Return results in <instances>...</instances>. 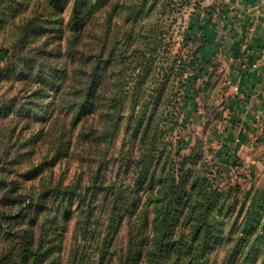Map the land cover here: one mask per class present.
<instances>
[{"label": "rangeland", "instance_id": "374dc122", "mask_svg": "<svg viewBox=\"0 0 264 264\" xmlns=\"http://www.w3.org/2000/svg\"><path fill=\"white\" fill-rule=\"evenodd\" d=\"M122 1L137 3L140 0H112L106 9L97 11L94 28L81 38L77 37L74 46H71V42L67 44L71 36L69 4L53 3L51 0H0V50L7 51L0 60V264H18L17 257L13 255L20 244L21 230L28 226L27 217H23L26 202L23 205L12 203L4 194L36 196L57 184L66 186L79 180L83 185L88 167L94 165L100 156L114 158L125 125L122 122L116 139L101 143L105 126L106 86L108 84L110 89L114 74L122 66L118 65V59L112 57L108 61L112 67L109 75L101 68L97 77L95 104L89 112H82L84 117L79 115L76 119L69 113L73 103L67 94L58 100L55 116H51L50 108L47 109V120L41 115L23 117L13 112L10 107L27 96L29 92L25 89L30 85L34 87V82L18 79L16 69L11 66L18 68L24 63L28 73L21 76L27 77L36 71V62L44 60L58 68L65 67L69 75H73L71 70L81 66L79 56L90 54L92 46V52H96L103 41L111 44L117 38L122 43L116 44L114 52L118 49L126 51V70L123 74L127 90L124 117H127V99L133 79L128 63L133 54L140 56V53H134L133 46L123 40L124 31L129 27L124 22L125 13L114 7ZM146 2V7L151 8L143 17L144 30L149 28V34H157L155 40L158 41L150 63L153 68L145 72L142 90L147 96L151 95L152 90L164 80L170 87L168 105L162 110L160 122L164 133L160 148L171 151L172 158H179L174 156L173 149L178 142L188 143V147L181 150V155H187L197 147L214 183L220 188L238 185L239 200L248 190L262 189L264 109L258 110L253 105L257 102L255 99L238 97L239 91L233 89L238 82V71H243L245 67H242L238 57L231 54L226 44L230 28L240 27L239 20L231 19L233 23L228 24L226 30L221 28L219 21L216 30H211L218 20L217 13L234 3L230 0ZM195 2L198 4L196 7ZM45 8L49 12L39 20ZM41 42L44 45L39 52L37 46ZM145 48L147 54L149 50ZM179 60L184 66H192V69L190 67L184 74L180 72L177 67ZM191 71L199 75L189 83L185 78ZM50 95L49 90L43 91L40 100L43 108L49 105ZM168 112L172 113V118L175 115L178 122L185 114L188 120L186 129L170 123ZM90 127L93 128L94 139L84 135L90 132ZM99 144H104V147H99ZM74 220L72 218L68 231L57 241V251L48 262L41 264H68L69 252L75 245L81 251L78 254L82 259L80 264H96L93 251L92 260L88 257L93 248L91 238L84 241L79 234L72 237ZM257 255L258 264H264V246Z\"/></svg>", "mask_w": 264, "mask_h": 264}, {"label": "trees", "instance_id": "16d2710c", "mask_svg": "<svg viewBox=\"0 0 264 264\" xmlns=\"http://www.w3.org/2000/svg\"><path fill=\"white\" fill-rule=\"evenodd\" d=\"M51 1L69 4L71 36L67 44L71 42V46L77 37L94 28L97 11L106 9L112 2ZM118 3L114 7L125 13L124 22L129 27L124 31L123 40L133 46L134 53H140V56L133 54L128 63L133 79L127 117H124L127 90L123 74L126 51L114 52L116 44L122 43L117 38L111 44L103 41L96 52H92V46L87 56L80 54L81 66L71 70L73 75L65 67L58 68L44 60L36 62V71L27 77L21 76L28 73L24 63L18 68L11 66L16 69L18 79L34 82V87L25 89L29 92L27 96L10 107L13 112L23 117L41 115L47 120V109L55 116L58 100L67 94L73 103L69 113L76 119L95 104L101 68L109 75L112 67L108 61L112 57L118 59V65L122 66L114 74L110 89L107 84L104 94L106 110L101 143L116 139L125 122L114 158L100 156L88 167L83 185L79 180L66 186L57 184L36 196L4 194L12 203L26 202L23 217H27L28 226L21 230L20 244L13 257H17L18 264L48 262L57 251V241L68 231V224L74 218L71 235L79 234L84 241L91 238L93 248L88 257L92 260L93 251L96 264H258L257 252L264 246V187L246 191L239 200L238 185L220 188L214 183L197 147L181 155L188 143L178 142L173 149L174 156L179 158H172L171 151L160 148V141L164 140L160 122L162 110L168 105L170 87L164 80L151 95L142 90L143 76L153 68L150 63L158 41L157 34H149V28L144 30L143 17L151 7H146V0ZM194 5L198 6L196 2ZM223 10L224 7L217 14L221 15ZM48 12L45 8L38 19L42 20ZM43 45L41 42L37 46L39 52ZM145 47L149 50L147 54ZM0 51L2 60L7 51ZM177 67L183 74L192 69L181 60ZM191 72L185 78L189 83L199 75ZM44 90L52 94L48 96L47 108L40 103ZM168 113L170 123L186 129L185 114L178 122L175 115L172 118V113ZM89 129L84 135L94 139L93 128ZM80 252L75 245L69 252L68 264L82 263Z\"/></svg>", "mask_w": 264, "mask_h": 264}, {"label": "crops", "instance_id": "0c3cea01", "mask_svg": "<svg viewBox=\"0 0 264 264\" xmlns=\"http://www.w3.org/2000/svg\"><path fill=\"white\" fill-rule=\"evenodd\" d=\"M211 30H216L219 21L221 28L227 29L231 19L239 20L238 29L230 28L226 42L231 54L243 63V71H238L239 96L246 100L255 99L254 107L264 109V61L252 68L254 60L264 51V0H230ZM246 104V103H245Z\"/></svg>", "mask_w": 264, "mask_h": 264}, {"label": "built area", "instance_id": "2783aa9c", "mask_svg": "<svg viewBox=\"0 0 264 264\" xmlns=\"http://www.w3.org/2000/svg\"><path fill=\"white\" fill-rule=\"evenodd\" d=\"M264 61V51H262L258 57L254 60L253 64H252V68L258 67L259 65L262 64V62ZM192 72H189L188 75H191ZM187 76V75H186ZM233 89L235 91H239V82H236Z\"/></svg>", "mask_w": 264, "mask_h": 264}]
</instances>
